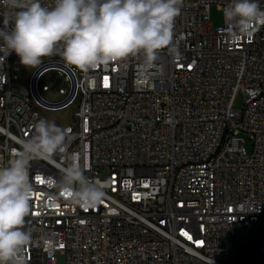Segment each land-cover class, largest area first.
Masks as SVG:
<instances>
[{
	"label": "built area",
	"instance_id": "1",
	"mask_svg": "<svg viewBox=\"0 0 264 264\" xmlns=\"http://www.w3.org/2000/svg\"><path fill=\"white\" fill-rule=\"evenodd\" d=\"M230 2L183 0L179 54L161 49L148 73L142 53L84 72L59 50L36 68L0 52V167L48 113L73 119L54 121L66 150L31 162L26 264H264V26L233 40L210 18ZM73 158L105 186L96 207L47 186Z\"/></svg>",
	"mask_w": 264,
	"mask_h": 264
},
{
	"label": "clouds",
	"instance_id": "2",
	"mask_svg": "<svg viewBox=\"0 0 264 264\" xmlns=\"http://www.w3.org/2000/svg\"><path fill=\"white\" fill-rule=\"evenodd\" d=\"M182 4L183 0H54L49 7L42 0H0V52H15L21 64L36 68L59 50L67 64L84 72L142 53V68L148 73L159 51L172 44ZM223 15L233 40L251 38L264 26L258 0H231ZM169 51L179 54L175 48ZM4 79L0 76V82ZM33 129L8 166L0 167V264H26L25 249L32 242L23 230L34 197L31 162L51 163L71 138L67 128L46 119L38 120ZM61 173L59 179L48 177L47 186L72 205L93 208L104 199L105 186L90 180L74 158Z\"/></svg>",
	"mask_w": 264,
	"mask_h": 264
},
{
	"label": "rangeland",
	"instance_id": "3",
	"mask_svg": "<svg viewBox=\"0 0 264 264\" xmlns=\"http://www.w3.org/2000/svg\"><path fill=\"white\" fill-rule=\"evenodd\" d=\"M211 21L214 23V25H222L224 22V16L223 12L219 10V8L216 5H213L211 7V13H210ZM18 74L22 77H26L28 75V71L23 69L21 71H18ZM236 106L241 107L243 105V96L242 94H239L236 100ZM46 120L48 121H56L61 120L64 123H72L73 119L71 117V111L65 110L58 113H48L46 116H44ZM245 147L248 150V152H251L252 150V143L250 140L245 141Z\"/></svg>",
	"mask_w": 264,
	"mask_h": 264
}]
</instances>
